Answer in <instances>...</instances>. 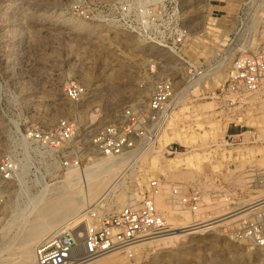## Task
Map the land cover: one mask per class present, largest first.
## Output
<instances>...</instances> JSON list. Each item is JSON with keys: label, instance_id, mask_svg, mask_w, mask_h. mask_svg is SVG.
Returning a JSON list of instances; mask_svg holds the SVG:
<instances>
[{"label": "rangeland", "instance_id": "rangeland-1", "mask_svg": "<svg viewBox=\"0 0 264 264\" xmlns=\"http://www.w3.org/2000/svg\"><path fill=\"white\" fill-rule=\"evenodd\" d=\"M113 1L0 0V158L20 150L16 131L32 123L50 126L68 114L62 87L69 80L87 86V96L74 115L82 124L95 128L112 120L126 106L146 104L154 83L172 75L178 95L168 122L152 145L136 155H127L124 166L91 199L90 204L109 184H117L96 207V216L116 211L130 198L140 199L151 180L201 188L204 205L195 214L175 211L166 200V192L158 193L165 205L158 210L166 217H181V226L203 223L263 200L264 91L241 104L227 103L221 91L231 61L243 51L255 50L263 35L261 1L180 0L188 30L182 57L204 70L196 87L185 85L183 63L168 50L144 42L101 16H83L102 12ZM75 146L80 148L81 168L103 156L89 139ZM68 170L58 169L55 177L51 166L42 161L25 162L18 176L0 188V250L11 242V253L17 252L19 241L29 230L33 205L57 200L65 189ZM257 207L224 225L185 234L173 244L131 251L132 256L127 250L113 252L100 262L264 264V247L223 233L241 218L263 210L264 203ZM167 222L171 229L181 227ZM41 239L32 244V251ZM1 251V258L10 259ZM13 259L17 264H34V260L22 261L17 253H13Z\"/></svg>", "mask_w": 264, "mask_h": 264}, {"label": "built area", "instance_id": "built-area-1", "mask_svg": "<svg viewBox=\"0 0 264 264\" xmlns=\"http://www.w3.org/2000/svg\"><path fill=\"white\" fill-rule=\"evenodd\" d=\"M260 1L264 15V0ZM83 16L86 19L101 16L107 23L122 27L144 42L177 56L183 63L185 85L203 74L199 65L182 57L188 30L183 23L180 0H114L102 12ZM174 83L172 75L157 80L146 104L126 106L109 122L90 128L74 115L87 96V86L75 80L65 82L62 96L69 104L68 114L50 126L32 123L16 131L20 150L1 156L0 188L18 176L25 162L42 161L51 166L55 177L62 168H78L81 155L75 145L87 139L100 155L140 153L154 143L176 107ZM221 91L230 104L247 103L264 91V25L255 50L243 51L231 61ZM162 191L166 192V200L175 211L195 213L204 205L202 190L196 184L151 180L140 199L130 198L116 211L101 216L90 209L83 210L76 219L43 237L34 247V264H84L118 250L126 251L134 244L168 232L170 226L154 201V195ZM251 208L259 209L257 205ZM238 222L223 233L231 239L247 240L264 247V209ZM209 228L212 226L206 225L204 230ZM128 256H132L131 252Z\"/></svg>", "mask_w": 264, "mask_h": 264}, {"label": "bare ground", "instance_id": "bare-ground-1", "mask_svg": "<svg viewBox=\"0 0 264 264\" xmlns=\"http://www.w3.org/2000/svg\"><path fill=\"white\" fill-rule=\"evenodd\" d=\"M203 76L204 74H202L193 83L191 84L189 83V86L196 87L197 85H199V82L201 80L200 78H203ZM91 118H94V116L92 115ZM179 154L180 153H177L175 155H179ZM126 158H127L126 155H109V156L103 155L98 160L92 162L91 164H89L88 166L84 168H81V167L70 168L67 171L66 176L64 177L63 182H64L65 189L61 192L60 197L57 200L48 199L47 202L38 201L36 202V205H33V209L35 208V210L32 212L31 214L32 218L28 222L29 230L27 231V233L25 230L24 233H26V235H24V237L19 241V246H17L19 247V249L17 250V252H13V251L12 252L17 253L22 258L21 260L24 262L25 261L28 262V260H31L33 262L34 251H32L33 249L32 244H34V242L37 239L39 238L41 239L48 233L54 232L56 230L55 228L59 226L61 223H63L64 221L66 220L67 222L73 221L74 219L77 218V216L83 210L90 209L91 211H96L97 210L96 207H98L99 203H101L102 200L106 199L107 195H109L110 192H114V190L117 187V184H113V182L109 184V186L104 190V192H102L100 196H98L96 201L90 204L91 199L106 187V185L112 179V177H114L116 172L118 173L119 169L122 168V165L124 164ZM156 196H157V200H154L156 207H159V208L165 207L163 202L159 201L158 199L159 194H157ZM125 197L126 195H124L123 193V195L121 196V199L124 200ZM129 197H132V196H129ZM122 201H119V202H122ZM96 202L98 203L95 206L90 207V205L92 204L94 205ZM260 203H264V199L260 200V202H258L257 204L259 205ZM253 204L255 203H251L250 206L246 204L241 207H237L236 209H232L231 211H228L221 215H217L210 219H206V221L211 220L207 223H205L206 221L201 223L202 221H204L202 220L201 222L200 221L195 222V223L191 222V224L183 225V226H181V224H183L181 217H178V216L173 217L172 215L166 217L164 215L166 222L169 221L172 224L173 223L179 224L181 227L179 229L170 228L168 232L155 235L150 239L134 244L127 249V253L131 251H141L142 249H150L153 247H158L161 244H173L177 240H179L181 236H184L185 234L195 233L198 230L205 228L206 225H209L212 227H217L222 224L224 225V223L230 222V220L234 218V216L244 215L250 209L252 210L253 208L251 207L255 206ZM81 208H82V211L78 212L80 211L79 209ZM182 212L186 213L188 211H182ZM67 222H65V224ZM5 235H7V233ZM10 243H7V245L3 247V250L1 249L2 251L0 250L1 252H3L2 255L10 256V259H4L0 257V264H17L16 261L13 262L14 260L13 253H11L10 251L11 246L8 245ZM17 245H18V242H17ZM120 251L122 252L124 250H118L116 252H120ZM109 255L100 257L96 261L87 262L84 264H104V263H101L102 260L105 259ZM116 258H119V257L117 256ZM119 260H122V259H119Z\"/></svg>", "mask_w": 264, "mask_h": 264}]
</instances>
